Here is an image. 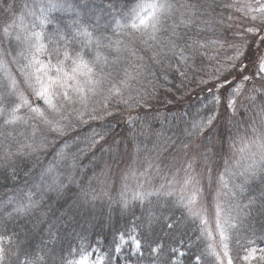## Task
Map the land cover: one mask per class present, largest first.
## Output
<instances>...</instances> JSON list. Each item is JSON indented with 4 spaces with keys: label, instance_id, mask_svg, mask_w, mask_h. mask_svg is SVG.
<instances>
[{
    "label": "trees",
    "instance_id": "1",
    "mask_svg": "<svg viewBox=\"0 0 264 264\" xmlns=\"http://www.w3.org/2000/svg\"><path fill=\"white\" fill-rule=\"evenodd\" d=\"M68 2L75 11L50 9L49 0H0V58L8 67L7 72L0 71V106L10 109L19 103L17 94H9L7 85L9 76L21 80L17 54L23 46L2 33L5 23L13 21V36L43 31L47 40L55 41L57 33H70L77 26L74 21L79 20L80 26L106 37L104 43L122 41L118 61L114 50H101L109 60L106 70L114 79L123 77L125 69L135 75L136 65L142 66V75L124 92L126 103L119 99L109 102L107 111L111 115L76 125L61 138L48 134V145L36 152L23 147L39 144L43 135H31L34 125L27 108H22L19 115L28 124L5 125L0 116V233L5 226L7 234L15 233L9 246L11 264H16L11 253L23 260L25 250L32 258L42 257L39 264H60L62 256L72 258L69 252L82 237L92 249H99L98 255L109 253L105 264H165L172 246L168 234L177 230V234L186 233L181 251H186L190 242L192 251L201 255L199 264H217L209 247L212 241L201 236L199 222L190 219L182 206L176 188L181 187L185 174L199 180V195L211 217L216 202L231 212L237 227L229 232L230 255L233 264H245L237 257H243L246 248L264 245L260 240L264 236V172L252 176L247 171L252 152L259 159L257 149H239L243 146L241 138L251 142L264 137V88L260 87L264 81L253 77L241 82L244 75L253 76L264 57V26H259L258 35L248 32L237 0H171L177 11L168 25L178 22L187 11L180 5L200 6L203 15L188 35L208 46L200 49L195 62L189 58L186 63H178L173 57L156 64L152 59L154 48L139 37L114 31L119 12L107 9L109 0ZM41 8L52 21L43 29ZM250 17L246 19L250 21ZM178 31L184 35V29ZM234 45L242 52L239 59L230 58L236 53ZM71 47L79 48L80 44ZM233 64L238 67L233 68ZM225 77L231 83L220 88L217 95L221 102L217 105L213 93ZM236 86L239 95L233 97L237 101L233 115L224 103ZM211 115L216 119L208 125ZM200 124L204 125L202 130L194 128ZM61 151L64 158L58 159L56 153ZM8 152L13 155L7 157ZM238 186H243L242 193ZM21 205L25 210L16 211ZM149 219L154 229L147 232L153 241L150 246L136 252L133 245L124 244L119 253L114 249L109 252L115 229H129L143 242ZM249 240H255V245H249ZM157 243L162 248L154 253L151 248ZM178 259L179 264H188L187 258ZM192 264L197 262L193 260ZM251 264L258 262L253 260Z\"/></svg>",
    "mask_w": 264,
    "mask_h": 264
},
{
    "label": "snow or ice",
    "instance_id": "2",
    "mask_svg": "<svg viewBox=\"0 0 264 264\" xmlns=\"http://www.w3.org/2000/svg\"><path fill=\"white\" fill-rule=\"evenodd\" d=\"M256 7L249 6L248 12L256 13L251 15L252 21L259 20L264 26V2L255 0ZM48 7L50 9L75 11V6L69 3L68 0H49ZM87 7V5H85ZM107 9L119 12V17L116 19V29L114 31L122 33L128 37H139L142 43L148 45L149 48H154L152 59L156 64L162 63L163 58L171 59L175 57L178 63H186L189 58L195 62V59L200 55V49H207V44L200 40L194 39L188 35V30L192 27H198L197 20L203 13L200 11V6L197 3L180 5V8L186 9L185 13L181 14V18L168 25L167 21L171 19L177 11V6L171 0H109L106 5ZM7 11V8L5 9ZM42 18H40V26L43 29L52 21L43 15L44 9L41 8ZM23 24V18L20 20ZM207 24L208 21H203ZM77 25L70 33L59 34L55 41L47 40L43 31H32L23 37L19 34L14 35L10 29L15 26V21L5 23L2 28L3 36L12 37L18 44L22 45V50L17 54L20 57L18 74L21 80L18 81L14 76L8 77L9 94H17L18 104L6 109L0 106V116L4 117V124L9 126L17 125L21 122L28 124V120H24L19 115L22 108H27L30 113V120L34 127L31 135L33 138L37 133H43L40 136L39 144H27L23 147L28 148L32 152L40 150L41 147L48 145V134H54L55 138H61L65 134L73 131L76 125L85 124L89 121L103 119L105 115H111L107 111L109 102L113 99H119L120 102L126 103L124 100V92L130 90L133 86V81L137 80L138 76L142 75V66L134 67L135 75L124 70L123 77L113 78L112 72L106 70L109 64L108 57L103 55L102 49H112L117 53L116 61L119 60L122 41L113 42L108 40L104 43L106 37L102 38L89 31L87 27L80 26L79 20L74 21ZM71 27V26H70ZM184 29V35H181L178 29ZM203 31V29H201ZM248 32L258 35L261 31L260 27H250ZM264 41V37H261ZM151 42V43H150ZM73 43H79V48L71 47ZM216 43V41H211ZM236 50V59L242 55L239 47L233 46ZM95 50V51H93ZM13 62H17L14 61ZM233 68L238 67L233 64ZM245 67H247L245 65ZM0 71L7 72V62L0 58ZM243 71V69H241ZM155 75V73H151ZM264 57H261L257 64V71L253 76L244 75L243 81H249L253 77H259L264 81ZM183 75V73H181ZM167 80V76H164ZM214 79L219 80V76H214ZM208 83V81H201ZM231 82L224 78V82L217 86L216 93H213V101L215 104H220L219 93L220 88H226ZM21 84L24 90H21ZM264 88V83L260 85ZM254 90L258 91L254 87ZM211 91V89H209ZM25 92L28 95H25ZM239 95V86L234 87L227 95L224 103L226 110H231L233 115L236 112L237 101L234 96ZM253 99H255L253 97ZM210 111H212L210 109ZM264 111V108H262ZM216 119L215 115L208 117V125ZM203 124L194 125V128L202 130ZM243 146L239 149L240 152L246 150L252 152V149H257L259 159H255L257 153L252 152V163L248 166L247 171L250 175L255 176L257 171L264 172V137L258 141L248 142L241 138ZM67 144L65 143V147ZM235 147V144L232 145ZM11 152L6 153L7 157H11ZM58 159H63V152H57ZM191 167V165H189ZM51 171V169H49ZM243 175V173H241ZM199 180L196 176L187 175L184 181L186 187L190 186L192 195L190 197H181L182 206L186 209L187 215L193 221H198L200 225L201 236L215 242L219 238L218 244L215 247L222 248V253L214 250L213 245H209L212 249L211 254L216 257L217 264H233L234 258L230 255L228 241L231 239L229 232L237 227L233 223L234 217L231 212H226L221 203L216 202L211 215L214 218V230L209 225L210 210L205 207L201 208L198 204L197 197L201 189L197 187ZM240 192L244 191L243 186H238ZM233 196L236 194L233 193ZM137 199H140V194H137ZM251 203V201H250ZM26 206L21 205L16 211L23 212ZM110 226V225H109ZM169 229H173L172 224H168ZM154 231L153 221L149 219L146 222V231L143 237L131 234L129 229H115L112 234V248L119 253L124 244L134 246L136 252H140L144 246H150L153 242L148 237L147 232ZM8 230L5 226L4 232L0 233V264H11L10 261V245L12 236L15 233L7 234ZM178 233L177 231L170 232L169 238L172 240V246L169 247V259L165 264H179L178 257H185L188 264H192L193 260L199 264L201 255L192 251V244L188 242L186 251H181V246H184L186 241L184 235L186 233ZM127 236V239L125 237ZM261 244H264V236L260 237ZM237 244L240 241L237 239ZM249 245H255V240H249ZM162 246L157 243L155 248H151L152 252L160 251ZM99 249H92L86 238H81V243L72 248L68 257H61L60 264H105L109 258V253L97 254ZM246 254L242 259L245 264H251L256 260L258 264H264V246H252L245 249ZM142 254V253H141ZM178 254V256H177ZM16 257V264H39L42 257L32 258L28 250L23 253L24 259L21 260L17 253H11ZM177 256L174 261L172 257Z\"/></svg>",
    "mask_w": 264,
    "mask_h": 264
},
{
    "label": "rangeland",
    "instance_id": "3",
    "mask_svg": "<svg viewBox=\"0 0 264 264\" xmlns=\"http://www.w3.org/2000/svg\"><path fill=\"white\" fill-rule=\"evenodd\" d=\"M239 3H240V9L243 10V14H244V21L245 22V27L246 29L250 28V27H259L261 25L260 21L257 20V21H252V20H247L246 18L248 16H251V15H255L256 13H250L248 12V8L249 6L255 8L256 7V3H255V0H237ZM261 2H264V0H261ZM236 56V53H232L231 54V57H235ZM191 175V174H189ZM187 174L183 175L182 178H183V181H182V184H181V187H178L176 188L177 191L180 193V196L181 197H190L192 195V189L190 186L186 187L184 185V181H185V178H186ZM192 176H195L192 174ZM143 189V188H142ZM146 189V187H145ZM197 201H198V204L200 205L201 208H205L204 204H203V198L201 195H198L197 197ZM208 220H209V225H210V228H212L214 230V218L213 216L211 217L210 215L208 216ZM219 242V238L217 237L216 238V241L213 242L212 241V244L214 246V250L217 251V252H221L222 253V248L220 247H215V244H218ZM264 246V245H263ZM225 264H226V259H225Z\"/></svg>",
    "mask_w": 264,
    "mask_h": 264
}]
</instances>
